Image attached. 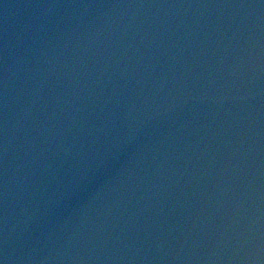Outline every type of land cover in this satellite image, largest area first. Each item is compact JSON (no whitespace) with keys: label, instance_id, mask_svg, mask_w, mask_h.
Segmentation results:
<instances>
[{"label":"water","instance_id":"95a60500","mask_svg":"<svg viewBox=\"0 0 264 264\" xmlns=\"http://www.w3.org/2000/svg\"><path fill=\"white\" fill-rule=\"evenodd\" d=\"M3 264H264V0H0Z\"/></svg>","mask_w":264,"mask_h":264},{"label":"snow or ice","instance_id":"6c2138e0","mask_svg":"<svg viewBox=\"0 0 264 264\" xmlns=\"http://www.w3.org/2000/svg\"><path fill=\"white\" fill-rule=\"evenodd\" d=\"M0 264H3V262H2V261H0Z\"/></svg>","mask_w":264,"mask_h":264}]
</instances>
